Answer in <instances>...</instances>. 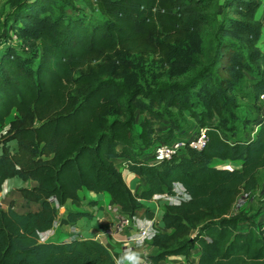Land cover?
Wrapping results in <instances>:
<instances>
[{
	"label": "trees",
	"instance_id": "16d2710c",
	"mask_svg": "<svg viewBox=\"0 0 264 264\" xmlns=\"http://www.w3.org/2000/svg\"><path fill=\"white\" fill-rule=\"evenodd\" d=\"M75 1L10 0L16 19L4 42L10 31L16 32L40 55L34 68L32 60L20 56L17 45L10 43L0 58V125L14 115L0 135V191L9 177L34 179L36 185L22 186L20 191L26 199L42 202V207L19 212L12 200L7 209H0V264H117L99 239L42 241L40 233L54 225L59 204L82 203L83 187L108 192L123 214L134 217L146 205L118 166L125 161L132 172L145 177L144 199L173 192L176 180L190 194L179 204H164V227L153 236L157 251L150 256L152 262L184 255L188 264H264V220L257 221L243 210L233 212L238 196L259 185L264 117L252 123L259 125L254 137L231 139L222 130L231 120L235 96L228 91L239 74L256 72L257 99L264 92V40L259 44L264 38V12L259 13L264 0H224V13L229 9L234 15L224 17L220 33L232 39L224 37L218 44V82L214 84L209 73L203 78L208 93L204 110L169 90L145 92L154 105L165 102L188 110L199 126L207 127L202 149L188 147L158 165L150 162L148 152L139 154L134 132L140 104L134 95L125 101L126 86L113 77L131 69L133 53H155L169 61L175 45L217 19L220 0H81L104 19L69 13L64 4L75 6ZM2 23L0 17V34ZM113 112L120 116L111 119ZM149 113L165 120L161 111ZM176 130L187 132L172 123L169 130L158 131L157 138L168 141ZM155 132L145 117L139 137L146 151L160 142L153 140ZM11 141L16 142L14 148ZM216 159L241 165L218 166ZM52 196L58 205L50 200ZM90 214L69 210L62 222L74 223ZM146 214L151 218L155 211L146 206ZM196 247L197 262L192 258Z\"/></svg>",
	"mask_w": 264,
	"mask_h": 264
},
{
	"label": "rangeland",
	"instance_id": "374dc122",
	"mask_svg": "<svg viewBox=\"0 0 264 264\" xmlns=\"http://www.w3.org/2000/svg\"><path fill=\"white\" fill-rule=\"evenodd\" d=\"M62 3L63 0H57ZM75 6L65 3L64 6L69 13L85 15L87 18H101L104 16L98 10L91 8L82 3L81 0L75 1ZM224 0H220L217 5V19L201 33H194L183 42L175 45L173 53L169 57V61L164 60L159 54L149 53H133L129 57L132 61V67L125 72L121 77H113V79L125 84V89L122 90V97L125 101L131 95H134L140 104V109L136 112L135 122V137L137 148L141 156H145L146 146L142 145L139 133L141 131V121L148 117L151 121V126L156 127V132L152 134L154 141H158V131L169 130L171 124L179 128L181 132H186L190 129L196 132L199 127L198 122L192 117L188 110H182L175 105H168L163 102L161 105H154L150 99L145 96V92L152 90H169L171 94L179 95L183 98H189L196 105L197 110H204V97H208L207 85L203 82L204 76L209 73L214 78L212 82H218L216 74V59L218 53L219 41L225 37L232 39L230 36H223L220 33V24L225 16H233L234 14L226 9L224 13ZM81 6L82 8H80ZM15 7L10 3V0H0V17L3 20L0 34V58L3 54L8 41L4 42V35L13 27L15 16L13 14ZM264 12L262 6L259 13ZM262 37L259 44H263ZM14 44L13 42H11ZM239 48L246 54V50L239 43H236ZM23 39L17 43L18 53L22 57H28L32 60V67L36 68L39 61L40 51ZM179 55L180 57H176ZM180 58H182L180 60ZM172 63H171V62ZM259 78L256 72L245 70L238 75L234 86L228 91L233 94V113L230 115L228 125L222 126V130L227 137L234 139L236 137L245 138L248 131L253 128L254 121L260 116V107L257 95L254 92L253 84ZM149 110L163 112L165 120H158L150 117ZM15 114V113H14ZM14 115L8 117L4 125H0V135H4L9 127V122ZM120 114L113 112L110 118L119 117ZM217 122L222 124L221 118L216 117ZM160 124V125H159ZM233 127V128H230ZM186 134V133H185ZM161 140V139H160ZM159 140V141H160ZM12 148L16 146L15 141H11ZM118 166H124L118 162ZM129 169V168H128ZM259 185L252 191L242 192L233 205V212L243 210L248 214L254 215V218L264 220V169L259 173ZM1 200V198H0ZM1 202V201H0ZM153 207L158 206V202L153 200L150 202Z\"/></svg>",
	"mask_w": 264,
	"mask_h": 264
},
{
	"label": "crops",
	"instance_id": "0c3cea01",
	"mask_svg": "<svg viewBox=\"0 0 264 264\" xmlns=\"http://www.w3.org/2000/svg\"><path fill=\"white\" fill-rule=\"evenodd\" d=\"M215 165L218 166H240V161L216 159ZM123 175L135 193L136 196L146 205H150L153 199H144L143 190L146 188V179L132 172L128 167L122 168ZM37 184L34 179H23L20 176L7 178L0 191V209H7L10 202L14 200V208L19 212H27L30 210H39L42 207V202L30 201L26 199L20 187H33ZM82 198V203L78 206L70 200L64 205H60L56 196H52L50 200L59 204V214L54 225L40 233L42 241H68L74 238H95L102 241L115 255L117 264H188L184 255H170L166 259H162L158 263L152 262L150 256L157 251V247L152 244V240L147 243L137 244L133 241L132 236L137 235L136 219L143 221L148 218L146 214V206L137 209L135 219L132 222L126 223L128 217L122 213L118 204L112 201L111 195L108 192H95L83 187L79 191ZM164 203H160V209L157 210V219L159 228L164 227V222L161 220ZM69 210H83L91 213L84 215L74 223H63L64 218ZM200 254L199 247L193 250L192 258L195 262L198 261Z\"/></svg>",
	"mask_w": 264,
	"mask_h": 264
},
{
	"label": "built area",
	"instance_id": "2783aa9c",
	"mask_svg": "<svg viewBox=\"0 0 264 264\" xmlns=\"http://www.w3.org/2000/svg\"><path fill=\"white\" fill-rule=\"evenodd\" d=\"M10 39H8V44L13 42L15 45L20 41V37L16 32L10 31ZM258 103L260 106V117H264V92H261L258 97ZM259 125L254 124L253 128L248 131V135L254 137L258 131ZM208 140L207 127L199 126L196 132L190 129L186 134H179L175 131V135L168 141H160L156 143L151 149L148 150V159L153 164H160L163 160L170 159L177 154H183L184 150L188 147H193L195 149H202ZM123 166H127L126 161L122 163ZM190 194L186 186L181 181H174L173 192H159L154 194L153 200L158 202L157 207H151L155 211V215L151 218H146L144 221L142 219H136L137 224V235L132 236L133 241L137 244L147 243L148 240H152L153 236L158 232V219L157 210L160 209V203L164 204H179L182 201L188 199ZM136 216V215H135ZM134 217H127L125 219L126 223H131ZM264 234V226H263Z\"/></svg>",
	"mask_w": 264,
	"mask_h": 264
},
{
	"label": "clouds",
	"instance_id": "9594fccd",
	"mask_svg": "<svg viewBox=\"0 0 264 264\" xmlns=\"http://www.w3.org/2000/svg\"><path fill=\"white\" fill-rule=\"evenodd\" d=\"M118 264H122V262H118Z\"/></svg>",
	"mask_w": 264,
	"mask_h": 264
}]
</instances>
